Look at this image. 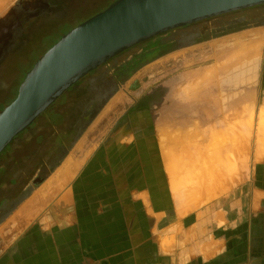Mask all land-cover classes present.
Returning a JSON list of instances; mask_svg holds the SVG:
<instances>
[{
  "label": "rangeland",
  "instance_id": "374dc122",
  "mask_svg": "<svg viewBox=\"0 0 264 264\" xmlns=\"http://www.w3.org/2000/svg\"><path fill=\"white\" fill-rule=\"evenodd\" d=\"M110 1L0 0V111L15 97L34 62L87 15L85 5L100 10ZM262 22L264 5L230 13L175 30V43H164L161 50L201 44ZM167 33L89 73L13 139L0 154V198L7 205L1 216L35 190L40 177L62 158L71 156L77 161L76 174L64 183L66 188L92 193L99 201L107 184L120 191L121 196L104 205L114 211L113 241L123 238L128 244L113 248L115 257L125 254V261L120 257L110 264H139L140 258L146 264H175L193 256L201 260V249L200 255L197 250L184 252L196 238H201L199 244L216 242L222 249L218 255L209 251L208 264H264V207L260 202L252 206L250 193V171L264 155L263 114L259 111L256 117L243 103L241 114L227 116L221 125L218 119L179 117L172 123L163 118L161 126L153 104V60L159 55L157 43L172 34ZM161 127L169 137L192 129L199 137L163 158ZM49 194L47 199H54ZM74 199L75 207H81L80 199ZM84 204L89 205L87 199Z\"/></svg>",
  "mask_w": 264,
  "mask_h": 264
},
{
  "label": "crops",
  "instance_id": "0c3cea01",
  "mask_svg": "<svg viewBox=\"0 0 264 264\" xmlns=\"http://www.w3.org/2000/svg\"><path fill=\"white\" fill-rule=\"evenodd\" d=\"M112 1L114 0L105 3L106 5L100 10H91L92 3L85 5L87 15L79 18V23L102 11ZM181 30L182 28L179 29ZM179 31L174 30L169 32L172 33L171 35L163 36L159 44L157 43L158 46L160 45V50L158 47L154 48L156 54L159 55H155L153 60V104L156 119L160 116L161 126L163 118L171 120L170 123H172L174 118L179 117L218 119V124L221 125L225 123L227 116L240 115L243 103L249 104L250 111H256V117L259 111L264 117V22L256 26L241 28L201 44L171 47L166 52H162L164 43L171 44V46L175 43L176 34ZM198 45V49L195 50L194 47ZM237 46L236 50L240 49V52L238 54L237 51L234 55L233 52L236 51ZM242 46L243 48L245 46L244 50L251 48L250 51H255L257 54L253 52L249 58L250 56L245 55L249 54V51L244 52ZM241 50L246 58L242 56ZM255 54L256 57H254ZM229 57H231L230 60ZM235 57L239 58V62ZM232 58L234 62L231 61ZM242 59H245L244 62ZM240 62H242L241 65H239ZM226 66L229 67L226 69ZM193 75H198L197 79H201L202 82L194 79L196 76ZM192 81L197 83L194 84ZM197 84L200 87L203 86L197 88L198 92L195 88ZM190 87L195 90L193 91ZM189 91L199 95L195 96L194 93L192 95L190 93L186 96L187 99L185 95ZM259 101L263 104H259ZM202 123L204 124L205 121ZM80 139L75 142L73 150L77 148ZM260 157L261 159L254 163L250 171V193L252 206L260 202L261 207H264V155ZM76 162L75 157L62 158L57 166L41 180L35 190L15 207L13 206V209L3 218L1 214L7 205L5 199L0 198V264H81L83 261L90 264H110L120 257L125 261V254L115 257L113 248L116 244L126 245L128 241L122 238L115 244L113 237L109 234L113 228L114 211L108 205H104L110 200L113 201L115 197L121 196L120 191L111 190L112 186L107 184L106 188L101 190L99 201L97 195L92 197V193L87 194L82 190L77 192L76 189L66 188L64 183L75 177ZM104 180L108 181V178ZM44 185L45 189L37 195L36 189ZM59 189L62 191L58 192ZM49 193H52L54 199H47L51 197ZM76 197L80 199L81 207L79 208L75 207L74 198ZM85 199L89 205H83ZM47 201L48 205H44ZM200 240L201 238L192 239L195 244L187 246L184 252L187 254L197 250L196 254L200 255L198 251L201 249V260H197L194 256L184 257L176 259L175 264H208L209 260L205 259L209 258V251L214 252L215 255L221 253L219 243L199 244ZM168 252L171 253V251ZM218 260L223 261L222 257L221 259L218 257ZM156 261L155 264L162 263V261L160 263ZM138 262L146 264L147 260L140 258ZM252 262L253 260H250V264Z\"/></svg>",
  "mask_w": 264,
  "mask_h": 264
},
{
  "label": "water",
  "instance_id": "95a60500",
  "mask_svg": "<svg viewBox=\"0 0 264 264\" xmlns=\"http://www.w3.org/2000/svg\"><path fill=\"white\" fill-rule=\"evenodd\" d=\"M264 5V0H114L63 34L0 111V154L68 89L123 52L167 32Z\"/></svg>",
  "mask_w": 264,
  "mask_h": 264
},
{
  "label": "bare ground",
  "instance_id": "6f19581e",
  "mask_svg": "<svg viewBox=\"0 0 264 264\" xmlns=\"http://www.w3.org/2000/svg\"><path fill=\"white\" fill-rule=\"evenodd\" d=\"M244 36L246 37L247 35H244ZM241 38H243V36H242ZM248 38H249V37H248ZM243 40H244V38H243ZM238 46H239V48H240V45H238ZM238 46H237V48H235V50L238 49ZM241 48H243V46H242ZM244 48H245V46H244ZM244 48H243V50H244ZM250 49H251V48H247V50L249 51V54H245V55L250 56V54H253V52L256 53L255 51L251 52ZM243 50H241V54H243V53H242ZM245 50H246V49H245ZM245 50H244V52L247 51V50H246V51H245ZM251 50H252V49H251ZM253 50H254V49H253ZM237 51H238V50H236L235 52H233V54L235 53L234 55H236V54H237V53H236ZM248 51H247V53H248ZM256 51H257V50H256ZM231 52H232V51H231ZM239 52H240V49H239V51H238V54H239ZM233 54H232V55H233ZM256 54H257V53H256ZM256 54L254 55V57H256ZM245 55L243 54L242 56H245ZM228 56H229V55H228ZM230 56H231V54H230ZM238 56H239V55H238ZM240 56H241V55H240ZM242 56H241V57H242ZM248 56H247V57H248ZM224 57H225V55H224ZM233 57H234V56H233ZM252 57H253V56H252ZM254 57H253V58H254ZM242 58H243V57H242ZM244 58H246V56H245ZM249 58H251V56H250ZM249 58H247V59H249ZM228 59L230 60L231 57H229ZM235 59H236V57H235ZM235 59H234V60H235ZM238 59H239V58H237L236 60L238 61ZM255 59H256V58H255ZM229 60H228V62L230 63ZM244 60H245V59H244ZM244 60L242 59V62H244ZM251 60H252V59H251ZM231 61L234 62V61H233V58H232ZM237 61H235V64H237ZM240 61H241V60H240ZM247 61H248V60H247ZM249 61H250V59H249ZM226 62H227V61L225 60V63H226ZM238 62H239V61H238ZM242 62H240L239 65H241ZM245 63H247V62H245ZM226 64H228V63H226ZM226 64H225V65H226ZM235 64H234V66H235ZM229 65L232 66V64H229ZM237 65H238V64H237ZM234 66H233V67H234ZM228 67H229V66H226V69H227ZM253 68H254V67H253ZM229 69H230V68H229ZM225 71H226V70H225ZM200 72H201V71H200ZM198 75H199V74H198ZM198 75H197V76H196V75H193V76H196V77H194V79H195V78L197 79ZM200 75H201V74H200ZM207 75H208V74H207ZM201 76H202V75H201ZM192 78H193V77H192ZM235 78H236V77H235ZM202 79H203V76H202ZM191 80H192V79H191ZM197 80H198V81H201V79H197ZM194 81H195V80H194ZM192 82H193V81H192ZM201 82H202V81H201ZM193 83L195 84V83H197V82H193ZM198 84H199V83H198ZM198 84H197L196 87L194 86V87L196 88V92H198V89H197V88H201V87H203V86L200 87V85H198ZM192 85H193V84H192ZM201 85H202V84H201ZM192 87H193V86H192ZM190 88H191V87H190ZM191 89H192V88H191ZM192 90L194 91L195 89L193 88ZM196 92H195V93H196ZM190 93H191L190 91H189L188 94L185 93V94H186V95L184 94L185 97L188 96ZM193 93H194V92H193ZM193 93H191V95H192ZM195 93H194V94H195ZM182 95H183V94H182ZM182 95H181V96H182ZM184 95H183V96H184ZM197 95H199V94H198V93L195 94V96H197ZM195 96H194V97H195ZM191 97H192V96H191ZM182 98H183V97H182ZM186 98H187V97H186ZM187 99H188V98H187ZM184 107H185V106H184ZM188 109H190V107H189ZM192 109H193V108H192ZM192 109H191V110H192ZM176 112H178V111H176ZM190 112H191V111H190ZM182 113H183V112H182ZM180 114H181V113H180ZM166 115H167V114H166ZM164 129H165V128H164ZM190 130H191V129H190ZM164 131L167 132L168 130L165 129ZM164 131H163L162 128L158 130V134H159L158 136H159V140H160V145H161V147H162V149H163V156H164L163 158H166V157H170V156H172L173 153L176 152L174 149H176V148H180L183 144H187L189 141H193V139H196V137L198 136V134H197L198 132H196V130H195V132H193V129H192L191 131H187V132L185 131V132H182L183 134H182L180 131H179V132H176V133H179V134H174V133H173V136H172V137H171V136L169 137V135H167V136H168V137H167ZM172 131H173V130H171V133H172ZM168 132H169V131H168ZM168 132H167V133H168ZM194 137H195V138H194ZM198 137H199V136H198ZM165 147H166V148H165ZM164 150H166L165 153H164Z\"/></svg>",
  "mask_w": 264,
  "mask_h": 264
},
{
  "label": "trees",
  "instance_id": "16d2710c",
  "mask_svg": "<svg viewBox=\"0 0 264 264\" xmlns=\"http://www.w3.org/2000/svg\"><path fill=\"white\" fill-rule=\"evenodd\" d=\"M259 7H261V6H259ZM255 8H258V7H255ZM155 38H158V36L157 37H155ZM154 39V38H153ZM150 40H152V39H150ZM150 40H148V41H150ZM147 42V41H146ZM155 47H159L158 45L157 46H155ZM109 62V61H108ZM107 62V63H108ZM106 64V63H105ZM78 84V82L75 84V85H77ZM75 85H73V86H75ZM72 86V87H73ZM71 87V88H72ZM69 90V89H68ZM50 108V107H49ZM48 110V109H47ZM47 111H45L44 113H46ZM59 141V140H58ZM41 168H42V166L40 165V167H38L37 168V170H36V174L39 176V175H42V171H41ZM41 178V180L44 178V176L43 177H40Z\"/></svg>",
  "mask_w": 264,
  "mask_h": 264
}]
</instances>
